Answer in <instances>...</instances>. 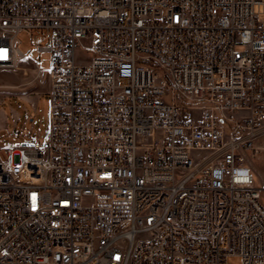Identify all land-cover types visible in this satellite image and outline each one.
<instances>
[{
  "label": "built area",
  "instance_id": "2783aa9c",
  "mask_svg": "<svg viewBox=\"0 0 264 264\" xmlns=\"http://www.w3.org/2000/svg\"><path fill=\"white\" fill-rule=\"evenodd\" d=\"M26 29L49 125L0 148V264H264V0H0V69Z\"/></svg>",
  "mask_w": 264,
  "mask_h": 264
},
{
  "label": "rangeland",
  "instance_id": "374dc122",
  "mask_svg": "<svg viewBox=\"0 0 264 264\" xmlns=\"http://www.w3.org/2000/svg\"><path fill=\"white\" fill-rule=\"evenodd\" d=\"M42 35L39 30L26 29L16 38L19 50L27 60L38 62L40 70L37 69L35 63L23 62L17 70L0 69V109L5 111L8 120V129L0 131V148L40 142L47 134L50 99L44 92L49 83L48 74L45 71L50 68V55L39 53L34 47V40ZM21 95L35 98V101L30 102L23 99ZM176 101L183 103L178 97ZM186 104L192 105L193 103ZM12 111L20 116L16 124L13 123ZM0 157L5 158L2 152H0ZM245 158L254 172L255 185L263 189L264 204V152L255 156L248 153ZM228 263L241 264V260L231 257Z\"/></svg>",
  "mask_w": 264,
  "mask_h": 264
},
{
  "label": "crops",
  "instance_id": "0c3cea01",
  "mask_svg": "<svg viewBox=\"0 0 264 264\" xmlns=\"http://www.w3.org/2000/svg\"><path fill=\"white\" fill-rule=\"evenodd\" d=\"M22 62L23 63H36V62H33V61H29L27 60L25 57L22 59ZM44 93H48V88L46 90V92ZM21 97L23 99H26V100H29L30 102H34L35 101V98H29L28 96L26 95H21ZM19 114H17L15 111H12V118H13V123L16 124L17 120L19 119ZM8 120H7V117H6V113L4 110H1L0 109V131H3L4 129H8ZM24 144V143H23ZM21 144V145H23Z\"/></svg>",
  "mask_w": 264,
  "mask_h": 264
},
{
  "label": "water",
  "instance_id": "95a60500",
  "mask_svg": "<svg viewBox=\"0 0 264 264\" xmlns=\"http://www.w3.org/2000/svg\"><path fill=\"white\" fill-rule=\"evenodd\" d=\"M23 145H24V146H28V145H30V143H24Z\"/></svg>",
  "mask_w": 264,
  "mask_h": 264
}]
</instances>
